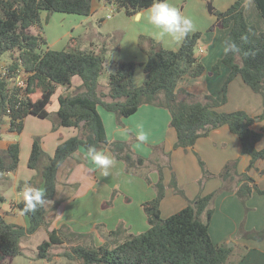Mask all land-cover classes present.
<instances>
[{"label": "trees", "instance_id": "obj_1", "mask_svg": "<svg viewBox=\"0 0 264 264\" xmlns=\"http://www.w3.org/2000/svg\"><path fill=\"white\" fill-rule=\"evenodd\" d=\"M93 1L0 0V61H4L1 57L8 53L10 59L5 61L7 74H14L17 70L29 74L24 88L16 87L6 77H0V127L7 118L10 131L19 133L24 119L32 115L40 119H52L53 130L58 127L78 130L77 136L58 144L52 157L43 151L38 137L33 139L28 168L36 171L47 200L54 196L58 169L78 149L82 148L86 153L89 145L101 150L107 148L115 160L123 162L126 174L138 175L148 185L151 184L149 170H157L159 179L152 185L155 197L142 204L148 224L146 231L128 235L123 226L118 225L115 230L106 232L101 245L95 246L92 234L74 233L67 226H61L48 232L47 239L38 245L37 258L46 259L53 246L66 245L67 248L70 246L69 250L57 254V257L81 264H237L231 260L235 248H229L225 243L215 244L210 238L208 229L214 202L220 194L234 192L245 208L252 194L264 196V189H260L247 172L239 174L237 160H231L218 175L221 185L216 191L194 200L185 199L184 209L162 218L160 204L165 194L163 169L166 164L163 147L153 146L152 155L143 158L131 150L130 143L109 141L97 108L100 106L114 113L118 125L121 118L133 115L142 104L168 110L170 126L176 132L175 149L192 148L199 138L206 137L214 129L227 126L238 137L242 154L250 157L247 171L254 168L264 158V150L256 148V144L264 137V126L260 132L251 127L255 119H264V113L252 118L244 111L224 113L217 109L226 103L228 86L236 77H240L254 93L261 95L264 105V0H252L263 23L261 29L247 22L242 1H236L223 12L212 10L216 17L214 27L228 30L225 40L231 38L241 48L240 54H224L214 64L216 70L220 65L229 70L221 87L220 101L209 95L195 96L184 91V98L177 96L179 80L186 76L197 78L204 72L202 63L194 56L202 37L200 32L191 33L176 51L164 49L160 42L151 37L139 36L138 46L147 56L143 64L142 85H133L136 63L118 62L115 71L108 75L106 91H100L98 80L106 64L107 50L104 46L97 53L93 50L82 51L79 49V39L71 38L67 49L55 51L46 47L41 35L43 12L47 15L61 13L87 17L91 14ZM96 1L123 10L128 17L148 9L154 2ZM32 28H36V34L32 33ZM242 36L247 39L242 41ZM113 50L118 52V45ZM75 76L80 78L81 86L69 94L60 95L58 110L50 114L47 106L52 96L59 87L69 89ZM18 161L19 144L11 143L7 149L0 151V175L15 172ZM198 161L202 168L201 184L211 175L201 159L198 158ZM170 186L175 188L173 178ZM179 193L185 198L182 192ZM115 194L113 191L104 207L112 205ZM4 201L0 193V204ZM22 207V201L16 204L18 211ZM24 216L28 219L27 228L9 225L0 216V264L20 256L21 240L46 225L44 206ZM235 236L247 241L264 242V228L248 231L241 224Z\"/></svg>", "mask_w": 264, "mask_h": 264}, {"label": "crops", "instance_id": "obj_2", "mask_svg": "<svg viewBox=\"0 0 264 264\" xmlns=\"http://www.w3.org/2000/svg\"><path fill=\"white\" fill-rule=\"evenodd\" d=\"M197 1L199 7V13L197 14L200 18L202 17V25L199 26V24L193 23L196 27H199L196 28L195 32H200L202 37L197 43L194 56L202 63L204 72L197 78L186 76L179 80L176 92L178 96H183L182 91L195 96L209 95L220 101L222 98L221 86L229 70L221 65L218 73L215 74L212 71V66L224 55V41L228 30L214 27L216 18L209 12V16H206L203 11L206 9L205 4L202 0ZM227 4L224 3L216 7H220L219 10H225ZM103 6L105 5L94 0L91 14L85 18L93 17ZM202 7L203 10H201ZM146 10L139 13L146 12ZM136 15L133 17L127 16L126 18L131 21L135 17L138 20L139 16L136 17ZM48 17L49 15L47 16L45 12L41 14L42 26L43 21L46 22ZM84 21L80 19L75 27L70 25V30L62 31L59 36L51 35L42 27L41 35L45 39L46 47L50 50H61L68 38L69 40L74 38L73 30L81 26ZM103 21L105 20L101 19V22ZM212 27L213 29L210 30ZM116 32L118 33L119 30H116ZM32 33L36 34V28H32ZM206 35L210 36L207 37ZM81 36V33H77L76 37L80 39ZM139 36L155 39L152 31L129 32V36L122 35L120 38L118 52L110 49V42L105 41L103 43L107 50L106 55H118V58L113 60L115 64L118 62H134L142 65L135 68L134 87L142 85L144 80L143 64L147 61L146 54L141 52L138 47ZM87 40L89 39L87 38ZM155 40L160 42L166 50L176 51L180 46L170 39ZM89 43L93 42L89 40ZM81 84L80 78L75 76L71 80L69 89L59 87L52 96L50 102L52 106L50 108V105H48L47 111L54 114L59 107L58 97L73 92ZM217 110L224 113L244 111L250 117L257 118L264 113L263 99L245 85L240 77H236L228 86L226 103ZM97 112L109 141L128 142L131 150L143 158H149L152 155L151 148L153 146L161 145L163 147L166 164L163 169L165 194L160 204L162 218H167L184 209L186 206L185 199L194 200L198 196L209 195L216 191L221 185L218 175L224 165L231 160H237L239 174L247 172L255 184L260 189H264V158L259 160L254 168L247 171L250 157L242 154L238 137L231 133L227 126L214 129L206 137L199 138L192 148L175 149L176 132L170 126V114L164 108L142 104L133 115L121 118L120 125L117 124L114 113L108 112L100 106L97 108ZM137 124H143L144 130L149 133L148 143L140 144L136 140L135 126ZM263 126L264 119L260 121L255 119L251 128L256 132H260ZM0 129V151L7 149L11 143L17 142L19 144V161L16 171L0 175V193L5 199L0 204V216L9 225L27 228L28 219L20 214L16 204L23 200L22 193L26 187L31 186L42 189L41 180L37 177L36 171L28 168L33 139L38 137L43 151L52 157L58 144L77 136L78 130L71 127H58L53 130L52 123L50 124L47 120L32 115L24 119L22 130L19 133L10 131L7 118L4 119ZM256 148L257 150H264V137L256 144ZM102 150L112 156L107 148ZM198 158L201 159L204 168L211 175L201 184L202 168L199 165ZM115 161V166L110 169V175L102 177L101 173L94 170L92 165L86 161L85 151L82 148L67 159L56 174L54 196L44 205L46 225L39 227L35 233L22 239L20 242L22 254L13 259L5 260L3 264L59 263L61 259L57 257V253L53 255H56L55 259L49 253L46 259H38L37 246L41 241L47 239L48 232L57 230L61 226H67L74 233L92 234L95 246L101 245L106 232L115 230L118 225H122L124 232L128 235L146 231L148 224L142 210V204L155 197V190L152 185L159 179L158 172L155 169L148 171L151 181V184L148 185L140 176L126 174L123 162ZM172 178L175 182V188L170 186ZM28 182H31V184ZM112 191H115L118 195L116 204H118L119 214L114 219L102 220L99 218V214L102 207H104L103 204L108 202ZM178 191L182 192L185 198ZM245 208L234 192L220 194L214 202V212L208 229L210 238L215 244L225 243L229 248H235L234 255L231 257L232 261L238 259L236 256L238 248H245L247 254L242 261H237V264H264V242L247 241L235 236L241 224L248 231L264 228V196L253 193L246 202ZM37 237L41 241H36ZM56 247L59 246H53L51 249ZM61 247L66 248V245ZM28 252L30 255H28Z\"/></svg>", "mask_w": 264, "mask_h": 264}, {"label": "rangeland", "instance_id": "obj_3", "mask_svg": "<svg viewBox=\"0 0 264 264\" xmlns=\"http://www.w3.org/2000/svg\"><path fill=\"white\" fill-rule=\"evenodd\" d=\"M203 3L206 6V11L203 10V7L201 10L204 11V14L206 16H209V11H208V4L211 5V8L213 10L218 11L220 7L216 6H221L224 3H228L226 5V8H228L230 5L235 3L236 1H242L243 6H244V14L247 22L251 25H254L258 28H263V23L260 22L261 19L257 15V11L255 10L253 6L252 0H202ZM170 2L177 7L181 13L184 15V10L186 12V16L192 19L193 22L199 24V26L202 25V17L200 18L197 13H199V7L197 6L198 1L197 0H170ZM179 6V7H178ZM183 7V8H182ZM182 8V10H181ZM225 8V10H226ZM225 10H219L221 12ZM209 12V13H208ZM44 13V12H43ZM213 15V14H212ZM48 16V15H47ZM107 16L109 18L107 19ZM215 17V15H213ZM89 17V16H88ZM127 16L125 15L123 10H116L111 8L109 5L103 6V8L97 12L96 15L93 17H90L89 19H86L85 17L77 16V15H66V14H61V13H51L49 17L47 18V21H43V29H45L46 32L50 33L51 35H57L59 36L62 31H68L70 30L69 27L70 25H75L78 23L80 19L85 20L81 26L75 28L72 32L74 38H78L77 33H81L82 36L79 39V49L82 51H91L93 50L95 53H97L100 49L103 47V43L105 41H108L111 43V48H113L118 45L121 42V37L122 35H127L129 36V25L132 24L134 21H136V18L129 19L126 18ZM216 18V17H215ZM101 19H104L105 21L101 22ZM197 29L199 27H196ZM135 32L137 31H145V32H151V27L143 22L135 24ZM116 30H119L117 33ZM143 35V34H142ZM209 37L210 35H206ZM103 37V39H102ZM92 41L93 43H89V40ZM69 43V38L66 40L64 45L62 46L61 50L67 49V45ZM86 43V44H85ZM85 45V46H84ZM139 47V46H138ZM140 50V49H139ZM55 51H60V50H55ZM141 51V50H140ZM142 52V51H141ZM106 58V64H105V71L102 73V75L99 77L98 83L99 87L98 89L102 92H104L105 88L107 87V82H108V75L110 73H113L115 71L116 64L113 62V60H116L118 58V55L112 54L109 55L107 54L105 56ZM2 60L4 61H9L10 55L8 53H5L2 57ZM142 66L139 63H136V67ZM221 66V65H220ZM220 68V67H219ZM212 71L218 73L219 69L216 70L214 69V66H212ZM224 83V82H223ZM223 85V84H222ZM222 87V86H221ZM183 96H178V98H184V94L181 92ZM261 96V95H260ZM262 97V96H261ZM50 108L52 104H49ZM51 112V111H50ZM42 120H47L50 124L52 123V119H42ZM1 130V129H0ZM79 133V132H78ZM113 193V191H112ZM112 197V194L109 196V200ZM116 198H118V195L115 194L112 198V205L109 207H102V211L99 214V218L102 220H109V219H114L116 215L119 214L118 211V204H116ZM106 202L103 204L105 205ZM116 206V208H114ZM36 241H41L39 237L35 239ZM123 241V240H121ZM41 241L40 243H42ZM254 242V241H252ZM39 243V244H40ZM257 243H262V242H257ZM232 244V243H231ZM38 247V246H37ZM70 247V246H69ZM69 247L67 248H60L56 247L51 250H49V254L52 257L55 253L61 254L64 251L69 250ZM247 254V250L239 247L238 252L236 254L237 256V261H242ZM28 255L30 253L28 252ZM234 255V253H233ZM242 257V258H241ZM61 261L57 264H81L79 261H71L67 260L65 257L60 258ZM241 259V260H240ZM26 262L28 260L25 259ZM234 261V260H233Z\"/></svg>", "mask_w": 264, "mask_h": 264}, {"label": "clouds", "instance_id": "obj_4", "mask_svg": "<svg viewBox=\"0 0 264 264\" xmlns=\"http://www.w3.org/2000/svg\"><path fill=\"white\" fill-rule=\"evenodd\" d=\"M138 16L139 19L129 25V31L134 32L136 30L135 24L143 22L151 27L153 37L160 41L170 39L177 45H181L191 33L197 30L192 19L183 15L170 0H154L146 12L139 13ZM246 39V36L241 37L242 41ZM223 51L225 55H237L240 54L241 48L234 40L228 38L224 41ZM135 129L136 140L140 144L148 143L149 133L144 130L143 124H137ZM85 159L94 170L101 173L102 177H108L110 169L116 164L115 159L110 154L98 149L95 145L88 146ZM22 195L23 207L19 209L21 215L35 213L48 201L45 198V190L40 188L26 187Z\"/></svg>", "mask_w": 264, "mask_h": 264}, {"label": "built area", "instance_id": "obj_5", "mask_svg": "<svg viewBox=\"0 0 264 264\" xmlns=\"http://www.w3.org/2000/svg\"><path fill=\"white\" fill-rule=\"evenodd\" d=\"M111 8L115 9L113 6H111ZM109 18V16H107V19ZM202 52V50H200ZM7 62L5 61H0V77H6L7 79H9L10 81L14 82V84L16 85V87L19 88H24L26 86V81H27V77L29 76L28 73H26L24 70H17L15 71V73L13 74H7V70H6V64Z\"/></svg>", "mask_w": 264, "mask_h": 264}, {"label": "water", "instance_id": "obj_6", "mask_svg": "<svg viewBox=\"0 0 264 264\" xmlns=\"http://www.w3.org/2000/svg\"><path fill=\"white\" fill-rule=\"evenodd\" d=\"M208 11L210 12V13H212V8H211V5L210 4H208ZM138 16V14L136 15V17Z\"/></svg>", "mask_w": 264, "mask_h": 264}]
</instances>
